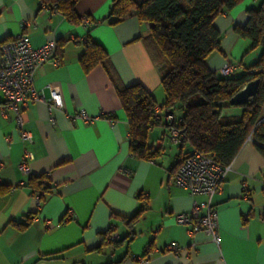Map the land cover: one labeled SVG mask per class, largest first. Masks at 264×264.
Wrapping results in <instances>:
<instances>
[{"label": "crops", "instance_id": "0c3cea01", "mask_svg": "<svg viewBox=\"0 0 264 264\" xmlns=\"http://www.w3.org/2000/svg\"><path fill=\"white\" fill-rule=\"evenodd\" d=\"M110 2L77 0L74 10L91 19L89 35L105 49L122 84L140 83L160 106V75L145 43L149 25L133 14L109 24ZM258 5L241 0L214 19L221 52L206 57L210 71L229 60L236 64L231 76H238L256 60L258 49L246 61L250 42L234 26L244 25L247 9ZM87 29L40 0H0V44L21 33L33 47L53 40L59 59L34 72L33 86L44 100L24 112L23 129L32 143L21 142L12 110L5 108L2 116L0 95V264H264V155L258 143L244 141L213 198L219 246L202 232L189 235L174 216L188 210L192 198L170 177L178 148L167 123L181 112L165 116L160 109L162 122L149 129L147 145L161 150L158 158L131 155L126 115L106 71L99 64L88 72L80 66ZM50 88L61 108L48 101ZM79 110L87 120L70 118ZM24 150L32 153L28 173L18 169ZM40 174L51 191L41 192L38 207V194L26 181ZM110 226L119 235L115 243L106 240ZM169 243L176 244V254L164 250Z\"/></svg>", "mask_w": 264, "mask_h": 264}, {"label": "trees", "instance_id": "16d2710c", "mask_svg": "<svg viewBox=\"0 0 264 264\" xmlns=\"http://www.w3.org/2000/svg\"><path fill=\"white\" fill-rule=\"evenodd\" d=\"M77 0H40L56 9L72 23H80L74 10ZM241 0H111L106 20L115 24L127 15H135L149 25L145 43L158 68L164 97L159 108L168 113L180 111L169 127L179 131L178 155L171 175L192 151L213 156L221 165H228L249 135L264 155V0L257 8L247 9L244 25H235L238 35L249 40L248 51L258 49L256 60L244 67L238 76H221L206 66V57L220 51L221 34L214 19L234 8ZM89 17V16H88ZM87 27L84 49L79 63L84 72L95 65L106 71L120 106L125 112L129 153L139 159L154 160L160 149L147 145L151 127L162 122L156 119V101L140 83L122 84L105 49L91 39ZM58 45L56 46V53ZM258 79L256 93L244 105L229 104V99L247 82ZM239 108L236 115H225L226 108ZM169 129V128H168ZM188 148L184 151V149ZM171 177V176H170ZM26 186L32 194L50 192L44 174L30 176ZM135 217V216H134ZM133 217L129 218L131 220ZM117 242V240L115 241ZM114 242V243H115ZM55 256H50L54 258Z\"/></svg>", "mask_w": 264, "mask_h": 264}, {"label": "built area", "instance_id": "2783aa9c", "mask_svg": "<svg viewBox=\"0 0 264 264\" xmlns=\"http://www.w3.org/2000/svg\"><path fill=\"white\" fill-rule=\"evenodd\" d=\"M42 7H45L42 4ZM80 23L84 27L92 25L91 19L87 15H82ZM44 63L57 65L59 59L56 56V43L49 40L39 47L30 45L27 37L21 33L14 39L7 40L0 44V95L3 101L1 114L5 115V108L14 112L16 128L19 132L20 140L24 143H32L29 132L23 129L24 112L32 102L43 101L44 95L33 86L35 70ZM236 64L226 60L216 72L221 76H229L233 73ZM51 106L61 108L59 94L50 88ZM159 106L153 108L156 119L162 120L159 113ZM70 118L87 120V115L83 110L70 115ZM53 122V116L50 118ZM261 121H264L262 115ZM169 139L173 144L179 142V131L174 127L168 129ZM251 135L247 139H250ZM32 158V153L24 150L18 169L23 173H28L27 160ZM229 170L228 165L217 163L213 156L203 154L199 151H192L186 156L171 175V181L176 186L187 190L192 198L190 208L186 211L176 213L174 220L180 225L187 227V233L193 235L202 232L216 246L220 244V234L218 231L217 212L213 206V198L218 194L221 183ZM246 187L245 183L242 188ZM38 201V200H37ZM39 207V201L37 202ZM46 226H50V221H46ZM110 226L106 232V240L115 242L119 235ZM164 250L177 253V246L169 243ZM136 262H146L144 256H131Z\"/></svg>", "mask_w": 264, "mask_h": 264}, {"label": "water", "instance_id": "95a60500", "mask_svg": "<svg viewBox=\"0 0 264 264\" xmlns=\"http://www.w3.org/2000/svg\"><path fill=\"white\" fill-rule=\"evenodd\" d=\"M258 86V79L251 80L247 82L242 88H240L235 94L229 99V104L234 106H241L252 100ZM171 113L164 111V115L168 116ZM172 122V119L167 123L169 126Z\"/></svg>", "mask_w": 264, "mask_h": 264}, {"label": "rangeland", "instance_id": "374dc122", "mask_svg": "<svg viewBox=\"0 0 264 264\" xmlns=\"http://www.w3.org/2000/svg\"><path fill=\"white\" fill-rule=\"evenodd\" d=\"M254 50H252V51H248L247 52V54H246V61L249 59V58H251V56H252V52H253ZM228 108H226V109H224V110H227Z\"/></svg>", "mask_w": 264, "mask_h": 264}]
</instances>
